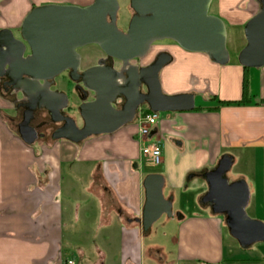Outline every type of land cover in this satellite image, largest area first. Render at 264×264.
Segmentation results:
<instances>
[{
  "label": "crops",
  "instance_id": "1",
  "mask_svg": "<svg viewBox=\"0 0 264 264\" xmlns=\"http://www.w3.org/2000/svg\"><path fill=\"white\" fill-rule=\"evenodd\" d=\"M260 1L214 0L211 13L225 23L229 38L244 31L259 12ZM93 2L0 0V30H19L37 7H88ZM152 51L142 67L151 64ZM160 53L171 57L160 74L163 93L193 94L196 110L161 113L147 137L139 133L147 115L143 108L137 123L112 135L80 145L63 140L50 146L27 145L7 124L5 116L13 106L0 94V264H85L87 248L91 264H264V247L243 250L230 236L225 218L204 206L203 213L186 216L177 211L171 218L177 223L174 260L168 262L165 249L156 244L145 246L148 234L135 220L144 207V179L156 174L142 167V149L149 143L162 150L161 172L156 175L165 178L164 196L173 198V210L179 193L200 190L201 202L208 191L203 175L230 156L233 166L241 161L251 167V179L239 180L247 182L249 206L253 204L255 217L264 221V67L245 70L231 60L223 67L205 54L176 45L154 57ZM245 78L251 103L221 105L242 100ZM84 177L90 182L82 188ZM71 251L78 253V262L65 258Z\"/></svg>",
  "mask_w": 264,
  "mask_h": 264
},
{
  "label": "water",
  "instance_id": "2",
  "mask_svg": "<svg viewBox=\"0 0 264 264\" xmlns=\"http://www.w3.org/2000/svg\"><path fill=\"white\" fill-rule=\"evenodd\" d=\"M213 1L129 0L133 14L126 31L118 27L120 0H94L88 7L46 5L33 9L16 34L10 29L0 30V79L14 81L31 101L19 126L21 139L27 145L36 143L30 120L37 110L46 111L53 123H64L54 133L53 141L75 145L133 124L143 108L159 114L193 111V94L163 93L160 74L171 62L167 53L157 55L148 66L137 67L133 62L144 60L155 44L172 41L186 52L205 54L217 65H228V32L225 23L211 14ZM244 33L247 44L238 56L240 66L263 68L264 0ZM92 45L107 58L120 62L123 69L99 64L80 73L82 58L78 51ZM65 73L71 82L83 84L89 93L86 99L93 94V100H83L78 108L82 128L70 118H61L69 98L51 89ZM233 163L232 157L223 156L214 170L203 175L208 191L202 203L215 216L225 218L230 236L247 250L264 244V222L247 216L251 201L247 182L230 183L227 179ZM164 187L161 175L144 179V207L135 222L145 234L163 216L173 217V198L164 196Z\"/></svg>",
  "mask_w": 264,
  "mask_h": 264
},
{
  "label": "rangeland",
  "instance_id": "3",
  "mask_svg": "<svg viewBox=\"0 0 264 264\" xmlns=\"http://www.w3.org/2000/svg\"><path fill=\"white\" fill-rule=\"evenodd\" d=\"M122 2H123V0H122ZM132 14L133 13L130 10L128 0L127 1L125 0V5L123 8L121 7V11L119 13L118 27L120 30H122V31L127 30V26H128V23L131 19ZM245 42H247V41H246L244 31L243 32L242 31L234 32L233 35L229 36L228 41H227V51L230 54L231 65L238 62L239 54L236 55V51L238 48L243 46V44H245ZM175 45L176 44L172 41H162V42L155 44L153 47L151 58L149 61H151V63L154 61L155 53L164 51L168 46H175ZM176 46H178V45H176ZM81 53L88 56L85 59V63H84L83 67H88L90 65H94L97 62L98 58L104 56L103 52H101L98 49V47H95L93 45L84 48L83 50H81ZM142 63L143 62L141 60H137V61L133 62V64H137V65L140 64L141 67H142ZM146 63H148V60ZM227 66L228 65L223 66V67H227ZM61 80L64 81L65 84L68 83L66 75H63ZM66 85L69 88V90L67 92L70 96L71 103L74 107H76L79 104V102L74 97L75 95L72 92L73 91L72 85L70 83L66 84ZM197 103L200 104V100H198ZM166 114L167 113H162L161 115H166ZM134 123H137V122L135 121ZM90 139L91 138L87 139L86 141H88ZM142 167H143V170L145 173H156L157 174V173L161 172V167L151 165L146 159L144 160ZM249 168H251V167L244 164V162L239 161L237 164H235L232 167L231 171L227 174L229 182L232 183L236 180H239L240 176H245L247 178H250L251 177L250 176L251 171L249 170ZM89 182H90L89 179L87 177H84V179L80 183V186L82 188H84L85 186H87V184H89ZM199 193H200V190H196V191L190 190V191L186 192L185 194L179 193L178 194V196H180L179 200H178L179 202L175 205V208L173 210V215L176 216L175 212H177V211H180L183 215H186V216H191L193 214L203 213L204 212L203 206L204 207H209V206L203 205L202 200L200 202V200L198 199ZM84 201H86L85 197L83 194L80 193L79 204L83 205ZM253 211H254V208H253V204H252L251 206H249L246 209L247 216L252 220H258L255 217V213ZM170 220H171V218H168L167 216H163L157 223H155L153 225V227L150 231V234H148V236H145V246L148 247L149 245L156 244L158 247L165 249V252H166V255L168 258V260H167L168 262H171L172 260H174L173 255H174V251L176 249H175V244L173 243V238L175 237L176 230H177L176 229L177 223L171 222ZM259 221H261V220L259 219ZM262 222H264V221H262ZM76 241H78V240H76ZM76 243H80V242L78 241ZM81 244H83V243L81 242ZM254 247H264V244H256ZM90 250L91 249H89V248L86 249V255L87 256L85 257L86 258L85 264H91L92 257H91V251ZM65 258L66 259L72 258L75 262H78L80 260L78 253L74 252V251L68 252L65 255Z\"/></svg>",
  "mask_w": 264,
  "mask_h": 264
},
{
  "label": "flooded vegetation",
  "instance_id": "4",
  "mask_svg": "<svg viewBox=\"0 0 264 264\" xmlns=\"http://www.w3.org/2000/svg\"><path fill=\"white\" fill-rule=\"evenodd\" d=\"M13 32L16 34L18 30H15ZM83 49H80L78 51L82 58L80 73L89 68L95 67L99 64H102L105 67L112 66L118 71H121L123 69V65L120 62L113 61L107 58L104 53H103L104 56L98 58L97 62L94 65L83 67L85 63V59L86 57H88L85 54L81 53V50ZM133 65L137 67H141L140 64L139 65L133 64ZM64 75L67 76L68 83L66 84L70 83L72 85V90H73L72 92L74 93L75 95L74 97L79 102V104L76 107L72 105L70 96L67 92L69 88L64 83V81L61 80L63 75L56 79L51 89L58 93H64L69 98L68 106L61 111V114H62L61 118H70L75 121V123L77 124L79 128H82L83 122L81 118L79 117L78 108L85 101L93 100V94H91V99H86L89 93L83 87V84L71 82L68 78V73H65ZM16 87H17V84L11 79H8V78L0 79V94L3 97V99L11 103L13 106V109L11 110L12 113H8L5 116L6 122L10 126H12L14 129L19 131V126L25 118V114L27 113L28 107L31 105V101L25 94L21 92V90L17 89ZM38 105L39 103L36 104L37 108H38ZM116 107L118 109L120 108L119 105ZM63 125H64L63 122L53 123L51 117L44 110H37L34 113V116L30 120V126L36 131V134H37L36 143H42L44 146H50L54 144L55 142H57V141H53V135Z\"/></svg>",
  "mask_w": 264,
  "mask_h": 264
},
{
  "label": "built area",
  "instance_id": "5",
  "mask_svg": "<svg viewBox=\"0 0 264 264\" xmlns=\"http://www.w3.org/2000/svg\"><path fill=\"white\" fill-rule=\"evenodd\" d=\"M159 113H149L144 116L139 133L143 137L150 135L152 127H154L159 120ZM142 155L148 160V162L153 166H159L162 164V150L158 144L149 143L142 149ZM68 264H73L68 262Z\"/></svg>",
  "mask_w": 264,
  "mask_h": 264
},
{
  "label": "trees",
  "instance_id": "6",
  "mask_svg": "<svg viewBox=\"0 0 264 264\" xmlns=\"http://www.w3.org/2000/svg\"><path fill=\"white\" fill-rule=\"evenodd\" d=\"M244 69L246 70L247 68H244ZM248 89H249L248 88V80L245 78L244 84H243V98H242V100L237 101V102H220V104L223 105V106H226V105H228V106H230V105H238L239 106V105L250 104L251 103V99H250V95H249V90ZM195 110H196V108H195ZM149 113H151L150 110H148V109L144 110V114H149Z\"/></svg>",
  "mask_w": 264,
  "mask_h": 264
}]
</instances>
